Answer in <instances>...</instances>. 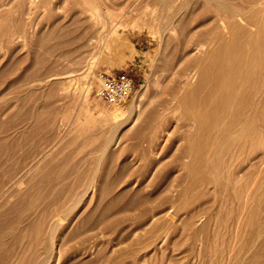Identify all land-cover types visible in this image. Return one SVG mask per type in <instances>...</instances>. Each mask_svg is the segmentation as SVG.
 <instances>
[{
    "label": "rangeland",
    "instance_id": "obj_1",
    "mask_svg": "<svg viewBox=\"0 0 264 264\" xmlns=\"http://www.w3.org/2000/svg\"><path fill=\"white\" fill-rule=\"evenodd\" d=\"M262 2L0 0V264H264Z\"/></svg>",
    "mask_w": 264,
    "mask_h": 264
},
{
    "label": "built area",
    "instance_id": "obj_2",
    "mask_svg": "<svg viewBox=\"0 0 264 264\" xmlns=\"http://www.w3.org/2000/svg\"><path fill=\"white\" fill-rule=\"evenodd\" d=\"M136 88L135 78L127 69L103 72L96 88V96L107 105L117 106L131 99Z\"/></svg>",
    "mask_w": 264,
    "mask_h": 264
},
{
    "label": "bare ground",
    "instance_id": "obj_3",
    "mask_svg": "<svg viewBox=\"0 0 264 264\" xmlns=\"http://www.w3.org/2000/svg\"><path fill=\"white\" fill-rule=\"evenodd\" d=\"M262 3H264V2H262ZM220 25H221V27H222V29L223 30H225L226 28H227V24L225 23V21L223 20V19H221V21H220ZM119 29L118 28H116L115 29V31H118ZM205 47V45H204V43H199V44H197L196 45V47L194 48L196 51H200V50H202L203 48ZM246 64H247V62H246V60H243V61H241L240 63H239V66H241V67H244V66H246ZM238 67V66H237ZM247 69H248V66H246V67H244L243 68V71L245 72V71H247ZM219 78H222V76H219ZM238 78H241L242 79V75L241 74H239V73H235L234 75H233V77L231 78V80H237ZM252 89H253V93H254V84H253V86H252ZM140 95H142L143 94V92L142 93H139ZM139 94H138V96H139ZM224 94V92L222 91V90H218V92H217V95H223ZM140 98V97H139ZM138 114H139V112H138ZM118 116V114H114L113 115V117H117ZM140 116V115H139ZM137 117V120L139 119L138 118V116H136ZM132 120H135L136 121V119L135 118H133Z\"/></svg>",
    "mask_w": 264,
    "mask_h": 264
}]
</instances>
